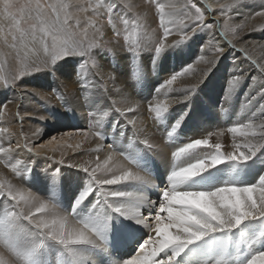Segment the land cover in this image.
Wrapping results in <instances>:
<instances>
[{
    "label": "rangeland",
    "instance_id": "1",
    "mask_svg": "<svg viewBox=\"0 0 264 264\" xmlns=\"http://www.w3.org/2000/svg\"><path fill=\"white\" fill-rule=\"evenodd\" d=\"M203 1L206 9L196 0H0V91L9 92V96L14 93L16 100L15 112L8 115L4 109L0 110V128L3 129L0 132H4L6 126H14V140L25 146L33 126L42 125L48 119L47 113L54 110L66 117L79 116L84 122L92 123L93 130L103 123L108 124V138L103 136L108 145L118 142L127 145L132 140V137L121 134L119 141L114 139L118 133H113L110 127L111 124L117 127L119 121L125 122L138 139L149 135L153 142L170 140L163 139L159 131L187 134L190 129H186L198 126L196 134L202 147L208 144L220 149L230 147L244 157V161L238 162L241 183L234 184L225 177V165L213 164L209 156L208 161L204 159L206 166L200 178L183 172L189 168L188 151H172L165 156L158 147L147 143L144 156L155 151L150 154L154 161L153 173L157 177L162 175L155 185L151 182L145 186L153 190L148 198L144 196L133 202L148 204L135 212L126 206L114 210L111 203L102 205L98 201L116 199L132 205V200L125 201L124 198L133 196L110 191L122 182L107 188L103 185L102 189L92 188L87 196L93 197L95 203L77 207L74 221L81 226L80 233L84 235L89 232L88 226L94 217L111 208L112 218L118 217V226L105 222L104 230L95 234L106 236L107 240L101 238L98 242L101 244L90 242V239L70 242L65 240L70 233L67 232L62 235L63 239H59L63 255L54 256L53 249H43L46 242L52 247L58 244L52 237L40 231L32 236L27 233L26 240L34 245V257L46 250L52 254V261L58 260L49 264H76L92 246L95 249L91 248L89 252H97L96 257L105 264H168L171 260L174 264H203L198 255L186 253L192 244L180 242L171 231L172 226L179 223L193 239L205 236L196 244L200 247L207 243L214 249L220 237L228 241L227 247L231 249L225 264L243 263L246 255L251 256L248 262L252 264L256 258L260 261L264 256L261 255L264 250L257 254L262 249L260 243L264 244V226L260 239L248 246L243 238L236 236L238 227L233 233L229 229H209L206 234H201L205 230L199 223L202 210L190 213L195 197L220 200L229 189L239 187L243 198L228 202L232 207L230 214L233 220L246 219L243 215L247 209L249 211L248 206L260 212L264 197V186H261L264 179V0ZM206 10H209L208 16ZM215 30L245 57L243 60L249 62L248 67L236 65L235 62L242 59L235 54L227 58V51L217 39ZM215 59L225 61L220 63L222 68L214 65ZM253 67V74L244 69L253 70ZM38 79L47 90L38 87ZM81 82L88 87L87 90H82ZM75 92L79 104L74 99ZM26 93H30L27 101ZM49 98L54 99L53 104ZM1 104L5 106L4 102ZM43 113L45 118L41 119ZM8 117H12L10 122L6 120ZM58 132L49 133L44 142L51 141ZM57 138L56 144L64 141ZM38 144L35 142L29 146L27 143V147L36 151ZM125 157L131 156L124 154L126 160ZM179 159H185V166L180 167ZM164 169L170 170L168 174ZM254 176L257 177L256 184L252 182ZM134 183L136 185L137 181ZM178 187L183 188V199L175 198L173 190ZM51 198L54 197H48L50 202ZM236 212L239 214L235 215ZM262 220L264 223V215H261ZM252 221L253 218L242 221L241 234L248 231ZM122 228L125 233L129 228L135 239L128 248L121 247V250L112 252L106 246L115 238L120 240L118 246L122 245L125 239ZM158 231L167 240L159 241L154 235ZM103 242H107L106 246ZM175 243L188 244V250L175 255L171 250ZM85 245L89 248L86 249ZM69 257L74 261L66 263ZM209 264H214V260Z\"/></svg>",
    "mask_w": 264,
    "mask_h": 264
},
{
    "label": "bare ground",
    "instance_id": "2",
    "mask_svg": "<svg viewBox=\"0 0 264 264\" xmlns=\"http://www.w3.org/2000/svg\"><path fill=\"white\" fill-rule=\"evenodd\" d=\"M196 1L199 3V5L201 6L203 5L204 7L206 6L203 0H196ZM207 11L209 10H206V14L208 16L209 13ZM215 32H216L215 35L218 36L217 39L220 41V44L224 45V48L227 51V58H230L231 55L235 54L236 57L239 56L240 59H242V60H237L236 62L234 61L236 65L239 66L242 64L248 67L249 62L243 60L245 59V57L241 56V53H237V49L233 47L232 44L227 43V41L222 37V35L219 34L218 30L217 31L215 30ZM213 38H215V36ZM35 41L39 42L38 40ZM224 41H226V43H224ZM217 60L218 59H215L214 62L215 66H219L220 63L221 64L225 63V61L223 62L221 61L222 59L218 61ZM220 66L222 68V65ZM244 69H247V72H249V74H253L255 70L254 67L253 70H251V68H244ZM38 82H39L38 87L40 89L47 90L46 86H44L43 82L40 79H38ZM80 85L83 91L87 90L88 87L84 86L82 82L80 83ZM175 86H177V84ZM61 89H58V92H62ZM77 93L76 92L74 93L75 95L74 99L75 101L77 100L79 104V98L77 96L78 95ZM9 94L10 93L5 92V90L0 91V110L4 109L5 113L8 115L12 111L14 112L16 111L15 110L16 100L14 98V93L12 96H9ZM29 95L30 93L29 94L26 93L25 100L28 99ZM43 97L47 98L46 95H43ZM72 98L73 97H71V99ZM49 100H51V104H53L52 102H54V99L49 98ZM2 102L5 103L4 104L5 106H2L1 104ZM44 118L45 115L43 113L41 115V119ZM47 118H48L47 121H43L42 125L33 126V128L30 130V135L26 141L25 146L24 144L22 145L20 142L14 140V137H16L14 135L16 133V128L14 126L13 127L6 126L4 129L5 131L0 132V264H49L51 263L50 261H52L51 260L52 254L50 252H47L46 250L49 251L53 249L54 256L58 255L59 253H60L59 255H63V252L61 251V249L63 250V247L60 245L61 240L59 239H63L62 235L67 232L70 233H67L65 240L69 239L70 242L77 241L78 243V240L81 241V240L90 239V242L98 243L100 242L101 238L104 239V241L107 240L106 236L103 235L96 236L95 234L99 231L104 230L105 222L110 221L114 223L115 227L118 226L117 223L118 217L112 218V213H113L112 209L110 208L107 211L103 212V214L95 216L91 226H88L89 232L88 233L85 232V234L83 235L80 233V231H82L80 230L81 226H79L74 221L77 215L76 208L88 207V203L94 202L93 197L87 196L89 193L88 190H92V188L102 189V185L106 186L107 188L108 186L109 187L114 186V184L118 182H122V184L119 183L118 186L115 185V187L110 191H112V193L118 192L123 196H130V197L133 196L130 199L124 198L125 201L132 200L131 201L132 203L136 199L145 198L144 196L148 198V196L151 194L150 192L151 189L149 190L145 186L147 184L150 185L151 182L155 185L156 182L159 180L160 175L162 174H159V177H157V175L153 173L154 166L152 164H154V161L153 159H151L150 154L151 152L154 153L155 151H150V153H146L149 154L148 157L144 156L145 145L147 143H148L147 145H154L155 147H158L160 149L161 154L165 156H167L172 151H177V153L188 151L189 157L187 160H188L189 168H187L188 167L187 166L186 167L187 169L183 171L184 173L187 171V174L189 175L193 174L199 176L200 178L203 177V171L205 170L204 159L209 160L208 158L209 156L212 158L213 164H222L223 166L225 165L224 166L226 168L225 172L227 173L225 177H228L230 181H232L234 184L241 183L239 182L241 169L238 162L241 160L244 161V157L236 150L235 151L230 150L229 149L230 147L228 148L227 146H226L227 148L224 149L222 148L223 150L220 149V147H214V145H210L208 143H207L208 145L202 147L201 140L198 138L196 134V131H198L199 128L198 126L195 128L192 127L193 129L191 128L186 129V130L190 129L187 132V134L185 132H179V131H172L169 133L166 132L165 134H163V132L159 131V134L162 136L163 139L165 137L170 140L168 142H164L165 139L163 141L158 140L156 142H153L151 140L152 139L151 136L149 135L147 136L144 135L145 137H141L140 139H138L139 137L137 138L135 134L132 133V129L125 122L119 121L117 127L115 125L113 126V124H111L110 127L113 133H118L117 137L115 136L114 139H117V141H119L121 139V136H119V134H121L132 137V140L128 141L127 145L120 144L119 142L116 143L115 145L114 144L108 145L107 140L104 139L103 137L106 135L108 138V132L110 131L109 128H107L108 124L106 123H103L100 128L93 130L92 129L93 124L84 122L81 118H79V116H77V118L76 115L66 117L64 113H57L54 112V110L49 111V114L47 113ZM120 118L121 117L119 116V119ZM6 120L10 122L12 120V117L11 118L8 117ZM45 124H48L49 126ZM58 127L60 128L59 132L65 129H68V131L64 132L65 134L63 132L59 133L57 131ZM128 128H130L131 130ZM1 130L3 129L0 128V131ZM56 132L58 133L55 136V138H52L51 141L48 139L49 142L47 143L44 142L46 137L49 136V133L54 134ZM57 137H60L61 140L64 139V141H62L59 144L58 143L56 144L55 140L58 139ZM35 142H39V144L37 145L38 146L37 150L33 151L29 148V146L33 145ZM27 143L29 144L28 147H27ZM173 146L175 148H173ZM153 150H155V148ZM124 154H128L131 157H125L126 158L125 160L123 158ZM179 162H180V167L185 166V159H179ZM165 166L169 167L166 164ZM256 168L257 166L255 167V169ZM180 170L182 171L183 168H181ZM168 171L170 170L164 169V172L167 174ZM262 174L264 175V169L262 171ZM256 179L257 177L254 176L252 178L253 180L252 182L255 183ZM128 181L130 182L128 183ZM135 181H137V184L135 185L134 183L133 185V182ZM126 183H128V186H126L127 185ZM261 186H264V179L261 182ZM239 190H240L239 187H233L229 189L227 191V194L225 193V195L221 197L220 200L216 198L215 201H211V199L208 200L207 197H200L199 199L198 197H195V203L194 205L191 204L192 208L190 209V213L194 214L198 209L202 210L203 215L201 216L202 218L200 217L201 219L199 220V223H201V225L205 230L201 234L204 233L206 234L209 231V229L212 230L229 229L233 233V229L235 227H238L236 236L239 239L243 238L248 246H250V244L253 241H257L258 239H260V234H262L263 226H264L263 220L260 221L261 215L262 216L264 215L263 214L264 197L260 203L261 205L260 212L251 209L249 205L248 206L249 211L247 209L246 214L243 215V217H245L246 219L243 218V219L233 220V215L230 214V212L232 211L231 209L232 207L231 204L228 202L233 201V199L236 198H238L239 200L243 198L242 193L239 192ZM250 190H254V189H250ZM173 192L174 195L176 196L175 198L179 197L183 199L185 197L183 195V188L178 187L177 189L173 190ZM48 197H54V198H51V202H50ZM97 197L100 196L98 195ZM142 201L144 202V200H141V202ZM216 201L218 202L216 203ZM98 202L102 205L111 203L114 206V210L118 208L120 209L121 206H126V208H128L129 210L131 209L130 211H134V212L135 210H141V208H143L145 204L146 205L148 204L147 202H145L144 204L141 203L136 204L135 202H133L134 204L132 203V205L131 204L125 205L121 200L117 201L116 199H110L104 202H101V199H99ZM56 206H60L63 210H66V212L63 210H59V208ZM181 212L183 211L181 210ZM135 214H137V212L134 213V215ZM238 214L239 212L235 213V215ZM139 216L140 215L138 214L137 217ZM249 218H253V221L247 228L248 231L245 234H241L240 229H243L240 228L241 223L242 221L245 222ZM182 228H183L182 224L180 223L175 224L172 226L171 231H173L174 235L178 240H181L180 242L188 241L192 245H190L191 248L189 249V251L186 252L185 249H187L188 244H185L184 246L176 245L177 243H175L174 245L172 244L173 247L171 250L174 251L175 255L185 252L188 254H196L199 256L203 264H209L210 260H214V264H225L226 259L229 260V258L226 257L228 251L231 249L230 247L229 248L227 247L228 241H224L220 237V240L217 241L214 249L210 248L211 246L209 244L207 245V243L203 244L204 246L200 247L196 244L198 241L204 240L205 236H202L199 239L196 238L193 239L194 237L191 236ZM86 230L87 229H85V231ZM129 230L130 229L128 228L127 233H125V229L122 228V232L125 234V239L123 240L121 246L120 245L118 246L117 244V241H120V240H116L118 238H115V240L110 241V244L109 245L107 244V246H106L107 242L106 243L103 242V243L105 244L106 247H110L112 252L115 249L121 250V247L128 248V246L131 245L132 241L135 239L134 235L130 234L131 231L129 232ZM37 231L49 235L58 244L52 247L50 242H46L45 245L43 246V249L45 248L46 250L40 255L34 257L33 256L34 245L31 244L28 240H26L25 234L30 233L31 235L29 236H32V233H35ZM117 233L119 234L120 231H117ZM154 235L159 239V241L163 239L167 240L161 233H159V231L156 232ZM213 239L215 238L213 237ZM156 243L158 244V242ZM260 244L262 245L261 246L262 249L257 254L261 253V251L264 250L263 242H261ZM87 247L85 245L86 249ZM89 247L90 249L94 248L92 246ZM198 248H200V250ZM90 249H87L88 251H86L79 258V261L76 262V264H105L103 260H99V258L96 257L95 255L97 253L96 250H95L96 253H93V252H89ZM159 249L160 247L158 248V250ZM67 251H69V249ZM261 255H264V253H261ZM250 257H251L250 255L248 257L246 255L245 257L246 259L244 260L243 263L240 264H247V263L249 264L248 261L250 260ZM256 260L257 258L252 262V264H264V256L260 257L259 259L260 261H256ZM73 261H74L73 257L72 258L69 257L66 259L65 262L71 263ZM57 262L58 260L52 261V263H57ZM142 263L143 262H141V264ZM168 264H174V262L172 263L171 260V262H168Z\"/></svg>",
    "mask_w": 264,
    "mask_h": 264
}]
</instances>
